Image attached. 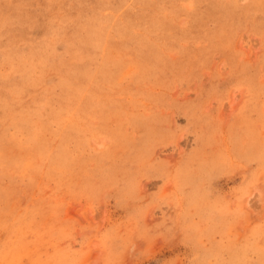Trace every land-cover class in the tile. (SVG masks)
I'll use <instances>...</instances> for the list:
<instances>
[{"label": "rangeland", "instance_id": "rangeland-1", "mask_svg": "<svg viewBox=\"0 0 264 264\" xmlns=\"http://www.w3.org/2000/svg\"><path fill=\"white\" fill-rule=\"evenodd\" d=\"M0 264H264V0H0Z\"/></svg>", "mask_w": 264, "mask_h": 264}, {"label": "bare ground", "instance_id": "bare-ground-1", "mask_svg": "<svg viewBox=\"0 0 264 264\" xmlns=\"http://www.w3.org/2000/svg\"><path fill=\"white\" fill-rule=\"evenodd\" d=\"M126 58V57H125ZM126 59H128V58H126ZM122 65V64H121ZM120 66V65H119ZM165 69V68H164Z\"/></svg>", "mask_w": 264, "mask_h": 264}]
</instances>
